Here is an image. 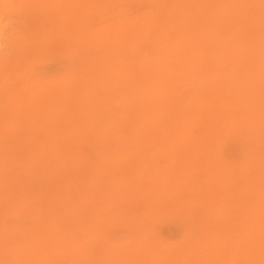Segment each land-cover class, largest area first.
Masks as SVG:
<instances>
[{
	"label": "rangeland",
	"instance_id": "rangeland-1",
	"mask_svg": "<svg viewBox=\"0 0 264 264\" xmlns=\"http://www.w3.org/2000/svg\"><path fill=\"white\" fill-rule=\"evenodd\" d=\"M261 54L264 0H0V264H264Z\"/></svg>",
	"mask_w": 264,
	"mask_h": 264
},
{
	"label": "bare ground",
	"instance_id": "bare-ground-1",
	"mask_svg": "<svg viewBox=\"0 0 264 264\" xmlns=\"http://www.w3.org/2000/svg\"><path fill=\"white\" fill-rule=\"evenodd\" d=\"M215 22H216V21H214V23H215ZM216 23H217V22H216ZM212 24H213V23H212ZM212 24H211V25H212ZM212 27H213V26H212ZM207 28L210 29L209 27H207ZM115 37H116V36H115ZM115 37H114V38H115ZM104 38H105V36H104ZM119 38H120V37H119ZM91 39H93V38H91ZM101 39H102V38H100V41H101ZM104 40H105V42H106V43H105V42H104V43L107 44V41H106L107 39H104ZM108 40H109V39H108ZM116 40L118 41V39H116ZM122 40H123V39H122ZM122 40H120V41H122ZM91 41H94V40H91ZM102 41H103V40H102ZM117 41H115V42H117ZM94 42L96 43L97 41H94ZM94 42H93V43H94ZM111 42H112V41H110V42L108 41V43H111ZM225 42H226V41L223 40V43L226 45ZM112 43H113V42H112ZM112 43L109 44V45H110V46L112 45L113 47H115ZM117 43H120V42H117ZM228 43H229L228 46H229V48H230V50H231V49L233 48V46H235V44H233V42H232L231 44H230V42H228ZM105 44H104V45H105ZM109 45H106V47L108 46L107 48L110 49V46H109ZM115 45H118V44H115ZM112 46H111V48H112ZM226 46H227V45H226ZM118 47H119V46H118ZM107 48H106V49H107ZM229 48H226V49L228 50ZM109 49H108V50H109ZM221 49H222V48H221ZM109 52H111V51H108V53H109ZM124 52L126 53V51H124ZM124 52H123V55L125 54ZM106 54H107V53H106ZM106 54H105V56H108V55H106ZM261 55H262V57H261V59H262V58H263V54H261ZM105 56H104V57H105ZM102 58H103V57H100V59H102ZM106 58H107V57H106ZM109 58H110V57H109ZM103 59H104V58H103ZM263 59H264V58H263ZM98 61H100V60H98ZM109 61H110V60H109ZM109 61H108V59H107V62H109ZM103 62H105V61L103 60ZM103 62H102V63H103ZM107 62H106V63H107ZM94 63H95V62H94ZM98 63H99V62H97V64H98ZM106 63H104V65H106ZM113 63H114V62H113ZM116 63H117V62L115 61V64H116ZM109 64H111V63H109ZM119 64H120V62H119ZM91 65H93L92 67H95V66H96V63H95V66H94V64H91ZM98 65H99V64H98ZM98 65H97V66H98ZM101 65H102V64H101V62H100V65H99V66H101ZM99 66H98V69H99ZM102 66H103V65H102ZM105 67H106V66H105ZM107 67H108V68H111L109 65H108ZM90 68H91V66H90ZM101 69H102V67H101ZM103 69H104V71H103V72L101 71L102 73L99 71V75H98V77H99V76H100V73L102 74V75H101V79H102V76L104 77L103 74H104L105 71H106L105 68H103ZM92 70H93V69H91V71H92ZM95 70H97V67H95ZM95 70H94V71H95ZM89 71H90V70H89ZM97 71H98V70H97ZM85 73H86V72H85ZM97 73H98V72H96V75H97ZM92 74H93V73H92ZM115 74H116V72H115ZM98 77H97V78H98ZM105 77H106V76H105ZM105 77H104V79H105ZM99 78H100V77H99ZM120 78H121V76H120ZM104 79H103V80H104ZM106 79H107V77H106ZM109 79H110V77H109ZM118 79H119V78H118ZM99 80H100V79H99ZM103 80H102V85H103ZM111 80H112L113 83H114V80H113V79H111ZM116 80H117V79H115V81H116ZM104 81H105V80H104ZM108 81H109V80H108ZM108 81H107V82H108ZM66 83H67V82H65V84H63V87L61 88V90L64 91V90L67 89V87L65 88V86H69V83H67V85H66ZM105 83H106V82H105ZM110 83H111V82H110ZM110 83L108 82V84H110ZM115 83H116V82H115ZM111 84H112V83H111ZM64 85H65V86H64ZM104 86H105V85H104ZM60 87H61V86H60ZM60 87H58L59 90H60ZM105 87H106V86H105ZM63 88H64V89H63ZM52 90H53V89H51L50 91H52ZM55 90H56V89H55ZM55 90H54L53 92L57 93ZM120 90H121V88H120ZM67 91H68V90H67ZM59 92L61 93V91H59ZM92 92H93V94H94V91H92ZM92 92H91V93H92ZM10 93L12 94L11 91H10ZM64 93H65V92H63V94H64ZM68 93H69V92H68ZM68 93H66L67 96H68ZM52 94H53V96L55 95L54 93H52ZM57 94H58V93H57ZM63 94H62V96H60L61 98L64 97ZM89 94H90V93H89ZM89 94H88V95H89ZM13 95H14V94H13ZM59 95H61V94H59ZM59 95H58V96H59ZM64 95H65V94H64ZM69 95H70V94H69ZM14 96H15V95H14ZM14 96H13V99H15ZM51 96H52V95H51ZM67 96H65L64 98H66ZM16 97L19 98L18 95H16ZM55 97H56V101H57V102H55V103H53V104L51 103V104H50L51 106H53L54 104L57 105V103H58V100H57V99H58L59 97H57V95H55ZM90 97H91V96H90ZM9 98H10V97H9ZM9 98H8V99H9ZM52 98H53V97H51V99H52ZM61 98H60V99H61ZM67 98H69L68 100H69V102H70V99H71V98H70V97H67ZM43 99H44V98H43ZM54 99H55V98H54ZM60 99H59V100H60ZM88 99H90V98L88 97ZM238 99H241V98H238ZM10 100H12V99H10ZM39 100H40V99H39ZM64 100H65V99H64ZM109 100H110V99H109ZM15 101H16V100H15ZM17 101L19 102V99H17ZM17 101H16L15 104L20 108V107H21L20 102L17 103ZM40 101H41V100H40ZM62 101H63V100H62ZM66 101H67V100H65V101H63V102L65 103ZM91 101H92V100H90V102H91ZM242 101H243V100H242ZM42 102H44V101H42ZM46 102H47V101L45 100V103H46ZM63 102H61L63 105L66 104V105H68V106H69L70 103H71V102L68 103V101H67V102L64 104ZM85 102H86V101H85ZM92 102H93V101H92ZM11 103H12V102H11ZM45 103H44V105H45V107H47V109H45V110H48V106H46ZM61 103H60V106H59V110H60L61 108L63 109V107H61V105H62ZM67 103H68V104H67ZM83 103H84V102L81 103V106H84ZM87 103H89V100H88ZM87 103H86V104H87ZM98 103H99V104H98ZM235 103H236V101L234 100V104H235ZM243 103H244V102H243ZM26 104H27V103H26ZM36 104L39 105V106H42V105L38 104V102H37ZM92 104H94V103H92ZM16 105H15V107H12V108H16ZM19 105H20V106H19ZM22 105H23V104H22ZM50 105H49V108H51ZM66 105H65V106H66ZM97 105H100V100H98V101L94 104V106H97ZM245 105H246V103H245ZM247 105H249V104H247ZM11 106H12V104L10 105V107H11ZM25 106H26V105H24V107H25ZM79 106H80V105H79ZM85 106H86V105H85ZM88 106H89V104H88ZM42 107H43V106H42ZM54 107L56 108V106H54ZM60 107H61V108H60ZM86 107H87V106H86ZM86 107H84L83 110L87 111V109H85ZM89 107H90V106H89ZM246 107H247V106H245V109H246ZM7 108H8V107H7ZM7 108H6V109H7ZM12 108H11V109H12ZM22 108H23V106H22ZM22 108H21V109H22ZM35 108H36V107H35ZM37 108H39V107H37ZM77 108H78V107H77ZM80 108H81V107H80ZM87 108H88V107H87ZM91 108H93L92 105H91ZM91 108H90V109H91ZM248 108H250V107H248ZM248 108H247L246 110H248ZM1 109H2V108H1ZM1 109H0V111L4 110V108H3L2 110H1ZM9 109H10V108H9ZM21 109H20V110H21ZM29 109H31V107H29ZM68 109L71 110L70 113L73 112L71 107H70V108L68 107ZM14 110H15V109H14ZM17 110H18V108L16 109V111H17ZM35 110H36V109H35ZM56 110H57V109H56ZM59 110H58V111H59ZM75 110H76V109H74V111H75ZM79 110H81V109H79ZM79 110H77L76 112H78ZM23 111H24V110H23ZM23 111H22V112H23ZM37 111H38V110H37ZM42 111H43V110H42ZM42 111H41V112H42ZM50 111L52 112V110H50ZM65 111H66V113H67V107H65ZM202 111H203V110H202ZM202 111H201V112H202ZM6 112H8V111L5 110V113H6ZM18 112H19V111H18ZM20 112H21V111H20ZM28 112H29V111H28ZM33 112H35V111H33ZM45 112H46V111H45ZM60 112L63 113V110H61ZM60 112H58V113H59V114H62V113H60ZM205 112L207 113L206 110H205ZM205 112L202 113V115H205ZM246 112H247V111H246ZM246 112H245V113H246ZM2 113H4V112L2 111ZM10 113H11V112H10ZM43 113H44V112H43ZM46 113H47V112H46ZM53 113H55V111H54ZM58 113H57V114H58ZM78 113H79V112H78ZM78 113H75V112H74L75 116H79V114H81L82 112L80 111V113H79V114H78ZM83 113H84V112H83ZM87 113H88V112H87ZM17 114L19 115V113H17ZM21 114H24V113H21ZM26 114H27V113H26ZM37 114H39V112H37ZM71 114H72V113H71ZM71 114H70V115H71ZM77 114H78V115H77ZM0 115H1V114H0ZM18 115H17V117H15L14 115H13V116H14L15 118L19 119V117H21V115H19V117H18ZM31 115H32V114H31ZM39 115H40V114H39ZM39 115H38V116H39ZM52 115H53V114H52ZM89 115H91L90 112L88 113V116H89ZM7 116H8V115H7ZM26 116H27V115H26ZM28 116H29V117H33V116H30V114H28ZM63 116H67V114H64ZM63 116H62V120H63ZM80 116H82V115H80ZM80 116H79V117H80ZM0 117H2V116H0ZM3 117L5 118L6 116H3ZM9 117L11 118V116H9ZM46 117H47V116H46ZM56 117H57V118H60L59 116L55 115V118H56ZM68 117H69V116H68ZM79 117H78L77 120H76L77 117H76L74 120L80 122L81 117H80V118H79ZM82 117H85V115L82 116ZM91 117H92V116H90V118H91ZM4 118H3L2 120H4ZM15 118H14V119H15ZM21 118H24L23 115H22ZM21 118H20V119H21ZM41 118H42V115H41ZM43 118H44V117H43ZM51 118H53V117H51ZM51 118H50V121H51ZM66 118H67V117H66ZM26 119H28V118H26ZM30 119H31V118H30ZM39 119H40V118H38V120H39ZM68 119H72V118L70 117V118H68ZM68 119L66 120V122L68 121L67 124L71 122V121L69 122ZM5 120H6V119H5ZM11 120H12V118H11ZM21 120H22V119H21ZM40 120H41V119H40ZM43 120H46V119L44 118ZM43 120H42V121H43ZM47 120H48V119H47ZM53 120H54V119H53ZM84 120L86 121V120H88V118L86 119V117H85ZM84 120H83V121H84ZM7 121H8V119H7ZM32 121H33V120H32ZM56 121H58V120H56ZM60 121H61V119H60ZM81 121H82V120H81ZM83 121H82V122H83ZM34 122H35V121H34ZM37 122H39V121H37ZM64 122H65V120H64ZM66 122H65V123H66ZM73 122H75V121H73ZM51 123H55V122H52V121H51ZM75 123H76V122H75ZM80 123H81V122H80ZM44 124H45V123H43V125H44ZM57 124H58V123H57ZM63 124H64V123H63ZM37 125H38V124H37ZM40 125H41V124H39V126H40ZM43 125H42V126H43ZM52 125H53V124H52ZM52 125H51V127L53 128ZM60 125H61V124H60ZM60 125H59V127H60ZM31 126H32V125H31ZM39 126H38V127H39ZM44 126H46L45 128H47V125H44ZM71 126H73V123H72ZM91 126H93V125H91ZM51 127H49V128H51ZM64 127H66V125H65ZM67 127H69V126H67ZM67 127H66V128H67ZM93 127L95 128V126H93ZM40 128H41V127H40ZM45 128H44V129H45ZM52 128H51V129H52ZM79 128H80V127H79ZM89 128L92 129V127H89ZM94 128H93L92 130H94ZM42 129H43V127H42ZM47 129H48V128H47ZM53 129H54V131H55V127H54ZM56 129H58V127H57ZM62 129H63V127H62ZM70 129L72 130L73 128L69 127V131H70ZM75 129H77V128H75ZM83 129H84V128H83ZM86 129H87V132H88V131H89V132L92 131V130L90 131V129H88V128H86ZM95 129L97 130V129H98V126H97V128H95ZM45 130H46V129H45ZM49 130H50V129H49ZM66 130H68V129H65V131H66ZM84 130H85V129H84ZM65 131H64V132H65ZM72 131H73V130H72ZM76 131H77V133H76V136H75V137H77V136L79 137V135H77V134L80 133L81 131H79V130H76ZM78 131H79V132H78ZM51 132H52V131H50L49 133H51ZM59 132H61L60 135L63 136V133H64V132L62 133L61 128H60V131H59ZM59 132H56V133L59 134ZM87 132L85 131L84 133H87ZM96 132H97V131H96ZM66 133H67V132H66ZM66 133H65V135H66ZM82 133H83V132H82ZM82 133H81L80 135H84V134H82ZM53 134H54V135H57V134H55L54 132H53ZM87 134H88V133H87ZM87 134H86V135H87ZM93 134H94V132H93ZM95 134H96V133H95ZM105 134H106V133H105ZM68 135H71V134H68ZM72 135L74 136V133H73V132H72ZM102 135H103V138H104L105 136H106L105 138H107V134H106L105 136H104V134H102ZM66 136H67V135H66ZM71 137H72V136H71ZM87 137H88V136H87ZM73 138H74V137H73ZM73 138H72V139H73ZM99 138H100V136H99ZM72 139H71V141H72ZM75 139H76V138H75ZM75 139H73V140H75ZM100 139H102V138H100ZM107 139H108V138H107ZM97 141L100 142V141H102V140L99 141V139H98ZM72 142H73V141H72ZM167 149H168V147H167L166 149H164V153L167 151ZM170 151H171V150H170ZM167 153H169V152H167ZM251 164H252V166L254 165V163H249V165H251ZM259 166H261L260 168H261V170H262L264 164H261V165H259ZM249 167H250V166H249ZM249 167H248V168H249ZM253 168H254V166H253L252 168H250L251 170H250V169H249V170L254 172L255 170H252ZM254 169H255V168H254ZM257 171L260 172L259 167H258V170H257ZM263 171H264V170H263ZM255 173H256V171H255L253 174L255 175ZM257 173H258V172H257ZM253 174H252V175H253ZM250 175H251V173H250ZM252 177H253V176H252ZM257 177H258V174H257ZM250 178H251V177H250ZM246 180H247V178H246ZM249 180H250V179H249ZM249 180H248V182H249ZM254 187H255V186H254ZM250 188H252V186H251ZM73 199H75V198H73ZM15 257H16V256H15ZM15 257H14V258H15ZM9 260H11V258H10ZM13 261H14V260H13Z\"/></svg>",
	"mask_w": 264,
	"mask_h": 264
}]
</instances>
